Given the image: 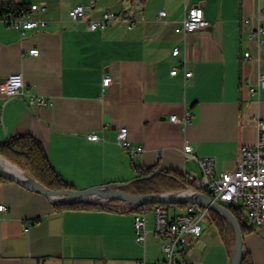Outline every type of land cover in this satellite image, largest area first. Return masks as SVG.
I'll use <instances>...</instances> for the list:
<instances>
[{
  "label": "crops",
  "instance_id": "crops-1",
  "mask_svg": "<svg viewBox=\"0 0 264 264\" xmlns=\"http://www.w3.org/2000/svg\"><path fill=\"white\" fill-rule=\"evenodd\" d=\"M20 1L45 5L35 17L47 24L22 36L0 18V141L14 134L34 135L55 169L76 188L127 181L140 175V167L198 173V163L184 156L186 142L198 154L214 156L217 170L233 169L242 146L256 141V118H264V89L259 95L249 91L259 67L254 58L241 56L246 47L255 52L243 19L258 7L264 9V0H139L133 27L118 20L96 30L87 27L88 18L105 10L120 12L138 1ZM78 4L85 6L86 19L71 17L69 10ZM193 5L203 7L208 26L176 32ZM160 10L166 13L159 19ZM33 47L38 54L29 53ZM176 47L180 51L173 54ZM175 66L178 71L172 74ZM186 70L191 76L185 77ZM13 72L22 73L24 93L8 96L2 82ZM105 74L112 81L103 90ZM32 94L48 102L31 103ZM187 109L192 123L182 127L169 120ZM123 125L133 143L144 147L134 159L116 141ZM90 132L104 139L90 140ZM1 203L7 209L0 211V264L163 260L152 249L155 238L159 240L152 231L153 208L144 211L152 221L148 217L146 240L139 243L131 211L59 209L45 195L12 180L0 182ZM183 212L175 206L169 210L170 215ZM250 226L244 250L253 264H264V227ZM202 228L183 249L191 255L185 264H214L209 249L219 235L213 227L209 234ZM223 259L231 264L226 245Z\"/></svg>",
  "mask_w": 264,
  "mask_h": 264
},
{
  "label": "built area",
  "instance_id": "built-area-1",
  "mask_svg": "<svg viewBox=\"0 0 264 264\" xmlns=\"http://www.w3.org/2000/svg\"><path fill=\"white\" fill-rule=\"evenodd\" d=\"M45 8V5L31 2L29 5L22 7L17 14H10L2 19L19 29L20 34L23 36L30 29L47 24L45 19L35 17L36 12ZM69 13L74 20H82L86 17V9L83 4L73 6ZM134 13L133 8L119 13L105 11L98 18L87 19V27L91 30L103 29L111 22L119 19H123L130 27L134 24ZM160 14H165V10H160ZM243 23L247 29L246 40L253 43L255 52L246 47L243 50L242 58L243 60L254 58L259 67L257 82L249 85V91L259 95L260 91L264 89V59L262 56V49L264 48V9L258 7L255 15L244 17ZM206 26L207 20L203 8L194 5L186 11L183 20L175 29L178 32H190ZM179 51V47H176L173 49V54H178ZM29 53L38 54L39 49L37 47L30 48ZM177 71L178 67L175 66L171 73L176 74ZM191 74L190 70H186L185 77ZM110 82L111 77L104 75L102 78L103 86H107ZM2 90L8 96L23 94L24 78L22 73H10L2 82ZM30 102L45 104L48 99L32 94ZM170 119L173 122H179L184 127L193 121L189 110H186L182 115L172 114ZM256 125V141L242 146L237 164L233 169L217 170L215 157L196 153L193 145L189 142L185 143L183 152L187 158H193L198 162L201 171L200 174L191 172L186 175L187 187L190 190H201L222 204L237 207L250 223L264 227V118H256ZM88 137L94 140L100 138L95 132L90 133ZM117 142L132 158L144 150L141 144L132 143L126 126L119 128ZM119 207L123 209L133 206L127 202H122ZM6 209V205L1 203L0 210ZM208 210L206 207H199L197 204L190 203L185 212L170 215L166 206L161 204L154 206L152 231L160 239V249L165 258L161 262H148L143 257L138 260L137 264H185L181 258H191V255L185 251L183 252V249L192 240L189 236L201 235V221L208 215ZM133 221L135 239L139 243H144L149 231L146 212L134 211Z\"/></svg>",
  "mask_w": 264,
  "mask_h": 264
},
{
  "label": "trees",
  "instance_id": "trees-1",
  "mask_svg": "<svg viewBox=\"0 0 264 264\" xmlns=\"http://www.w3.org/2000/svg\"><path fill=\"white\" fill-rule=\"evenodd\" d=\"M30 3L20 0H8L0 2V18H6L8 15H15L22 8ZM0 154L19 167L27 171L32 177L52 189L75 188V185L67 181L52 165L47 150L43 143L34 135L29 133L14 134L0 141ZM136 167V166H135ZM138 169V167H136ZM140 178L126 186L124 189L132 192H158V191H174L181 190L186 187L187 179L184 173L174 172L171 170L157 169V167H140ZM148 176V177H144ZM9 180L0 175V182ZM114 201H118L117 199ZM114 201L107 204H99L92 202H78L71 204H54L56 208H105L110 210H118L114 208ZM161 204L169 208L175 206L186 211L188 202L181 203H148L137 205L134 208H123L122 211H147L154 206ZM115 205L117 206L116 202ZM199 206V205H198ZM202 207V206H199ZM238 219L243 234L252 229L248 220L240 209L232 205L227 206ZM208 220L215 226L220 234L222 241L232 254L235 231L229 219L215 210H208ZM243 264H253L247 252L244 254Z\"/></svg>",
  "mask_w": 264,
  "mask_h": 264
},
{
  "label": "water",
  "instance_id": "water-1",
  "mask_svg": "<svg viewBox=\"0 0 264 264\" xmlns=\"http://www.w3.org/2000/svg\"><path fill=\"white\" fill-rule=\"evenodd\" d=\"M0 157H4L8 162H11L1 154ZM13 164L21 169L15 163ZM25 173L26 176L18 175L5 168L0 163V175L8 178L9 180L15 181L30 190L45 195L52 204H71L78 202H97L103 204L110 200L118 199L135 207L137 205H144L148 203L188 202L220 212L229 219L235 231V242L231 254V264H243L245 254L244 234L238 219L226 205L199 190H191L192 192H188L186 189L158 192H132L123 189L124 186L138 180L140 176L127 181L98 184L85 188L52 189L32 177L29 173Z\"/></svg>",
  "mask_w": 264,
  "mask_h": 264
},
{
  "label": "rangeland",
  "instance_id": "rangeland-1",
  "mask_svg": "<svg viewBox=\"0 0 264 264\" xmlns=\"http://www.w3.org/2000/svg\"><path fill=\"white\" fill-rule=\"evenodd\" d=\"M138 1V0H137ZM87 3H88V0L86 1ZM140 4V2L138 1V2H130V4L125 8V9H123L122 11H124V10H127V9H132L133 7H135L136 5L138 6ZM29 5V4H28ZM194 6V5H193ZM200 6V5H199ZM192 7V6H191ZM202 7V6H201ZM190 8V7H189ZM189 8H187L186 9V11L189 9ZM203 8V7H202ZM204 10V9H203ZM105 11H111V10H105ZM105 11H103L102 13H101V15L105 12ZM122 11H120V12H122ZM186 11H185V13H186ZM88 13V12H87ZM119 13V12H118ZM166 13V12H165ZM185 13H184V16H185ZM135 14V13H134ZM100 15V16H101ZM163 15H165V14H163ZM162 14H160V11H159V19L163 16ZM205 15V14H204ZM184 16H183V18H184ZM183 18L181 19V21L183 20ZM206 18V17H205ZM85 19H86V17H85ZM88 19H91V18H88ZM137 20L138 19H136L135 18V20H134V24L132 25V26H128V24H127V22H125L123 19H119V21H122L125 25H126V27H128V28H131V27H133L135 24H136V22H137ZM207 20V19H206ZM115 21H118V20H115ZM181 21L179 22V24L181 23ZM178 24V25H179ZM177 25V26H178ZM109 26V25H108ZM176 26V27H177ZM207 26H208V22H207ZM206 26V27H207ZM175 27V28H176ZM206 27H204V28H206ZM204 28H202V29H204ZM104 29V28H103ZM91 30V29H90ZM96 30V29H95ZM197 30H200V29H197ZM175 31H176V29H175ZM194 31H196V30H194ZM176 32H178V31H176ZM180 32H183V31H180ZM190 32H193V31H190ZM190 32H183V33H190ZM243 53V52H242ZM242 56V55H241ZM105 75H109V74H105ZM110 76V75H109ZM186 76V75H185ZM191 76V75H190ZM111 77V76H110ZM189 77V76H188ZM111 81H112V77H111ZM111 83V82H110ZM25 85V84H24ZM109 85V84H108ZM107 85V86H108ZM102 86H103V83H102ZM107 86H103L102 88H103V90H105L106 89V87ZM188 110V109H187ZM190 111V110H189ZM191 112V111H190ZM173 114H177V113H173ZM172 115V114H171ZM171 115H170V117H171ZM179 115V114H178ZM192 115V114H191ZM170 117H169V120L171 121V119H170ZM192 120H193V118H192ZM173 122V121H172ZM193 122V121H192ZM176 123H179V122H176ZM180 124V123H179ZM182 127H184L182 124H180ZM123 126H125V125H123ZM121 127V126H120ZM119 127V128H120ZM127 127V126H126ZM128 128V127H127ZM119 130V129H118ZM90 133H93V132H90ZM90 133H88L87 134V137H88V135L90 134ZM96 133V132H95ZM98 134V133H97ZM118 134V133H117ZM99 135V134H98ZM128 136H129V130H128ZM99 139H97V140H94V139H90L89 137H88V139H90V140H94V141H99V140H103L104 138L102 137V136H100L99 135ZM130 138V137H129ZM131 140V139H130ZM116 141H117V136H116ZM132 141V140H131ZM118 143V142H117ZM132 143H133V141H132ZM119 144V143H118ZM134 144V143H133ZM120 145V144H119ZM121 146V145H120ZM143 146V145H142ZM122 147V146H121ZM123 148V147H122ZM124 149V148H123ZM195 149V148H194ZM125 150V149H124ZM196 151V150H195ZM127 152V151H126ZM197 153V152H196ZM140 154V153H139ZM139 154H137L135 157H137ZM184 156H185V154H184ZM134 157V158H135ZM186 157V156H185ZM132 158V157H131ZM133 158V159H134ZM187 158V157H186ZM187 159H193V158H187ZM9 160V159H8ZM195 160V159H194ZM196 161V160H195ZM12 162V161H11ZM197 162V161H196ZM12 163H14V162H12ZM198 163V162H197ZM17 165V164H16ZM199 165V164H198ZM21 168V167H20ZM22 169V168H21ZM24 170V169H23ZM25 171V170H24ZM27 172V171H26ZM196 172V171H195ZM200 172L201 171H199L198 173L200 174ZM191 173V172H190ZM187 179V178H186ZM76 188V187H75ZM124 189V188H123ZM114 200H116V199H114ZM114 200H110V201H108V202H106V203H103V204H107V203H109V202H112V201H114ZM118 200V199H117ZM115 202H116V204H117V206L115 205ZM122 202H124V201H122V200H118V201H114V208H116V207H118L119 209L117 210V211H122L121 210V208L119 207L121 204H122ZM92 203H97V202H92ZM100 204V203H99ZM102 204V205H103ZM225 205V204H224ZM226 206H228V205H226ZM171 208H169L168 210H170L171 212L173 211V206H170ZM129 208H134V207H129ZM125 209V208H124ZM180 209L181 208H179V207H177V210L178 211H180ZM0 211H5V210H0ZM176 214H179V213H176ZM148 217L151 219V221H152V214L151 213H149V215H148ZM247 219V218H246ZM150 221V222H151ZM249 222V221H248ZM201 223H202V226H204L205 227V229L207 230H205V234H209V231H211V229H212V227L213 228H215L216 229V231H217V234L219 235V242H213L212 244H211V246H210V254H209V256H210V259H211V261L214 263V264H223V262H224V259H223V257H224V255H225V243L222 241V239H221V237H220V234H219V231H218V229L215 227V226H212V224L209 222V220H208V217H204L203 219H202V221H201ZM249 224H251L252 226L253 225H255V224H252V223H250L249 222ZM203 233V234H204ZM211 234V233H210ZM189 238H192L191 236H189ZM198 248L201 250V251H205V253H206V251H209L207 248V250H205L204 249V247H202V246H198ZM152 249L157 253V255H159L160 254V256H163V259L165 258V255H164V253L161 251V249H160V243H159V240L157 239V238H155V240H154V242H153V245H152ZM204 249V250H203ZM182 259V261H184V263H185V260H186V258H181ZM149 262V261H148ZM154 262V261H153ZM155 262H161V261H155Z\"/></svg>",
  "mask_w": 264,
  "mask_h": 264
},
{
  "label": "bare ground",
  "instance_id": "bare-ground-1",
  "mask_svg": "<svg viewBox=\"0 0 264 264\" xmlns=\"http://www.w3.org/2000/svg\"><path fill=\"white\" fill-rule=\"evenodd\" d=\"M0 163L7 169L11 170L12 172H15L16 174L18 175H21V176H26V171H23L21 169H19L17 166H15L12 162H8L4 157H0ZM188 192H192L188 187H187V184H186V188H185ZM201 191V190H199ZM203 192V191H201ZM204 193V192H203ZM216 200V199H215ZM218 201V200H217ZM221 203V202H220ZM136 207V206H135ZM202 231H203V228H202ZM202 234V233H201ZM200 236V235H199ZM199 236H196V237H199ZM160 240V239H159Z\"/></svg>",
  "mask_w": 264,
  "mask_h": 264
}]
</instances>
